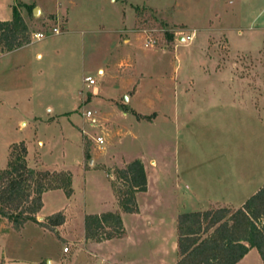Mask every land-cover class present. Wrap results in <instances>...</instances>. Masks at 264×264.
<instances>
[{
  "label": "rangeland",
  "instance_id": "obj_1",
  "mask_svg": "<svg viewBox=\"0 0 264 264\" xmlns=\"http://www.w3.org/2000/svg\"><path fill=\"white\" fill-rule=\"evenodd\" d=\"M15 6L31 41L0 51V172L23 140L29 165L70 170L72 193H43L37 219L63 211L58 232L0 216V261L137 263L151 241L84 236L87 213L120 210L116 168L136 157L150 190L137 196L142 215H122L125 226L167 236L172 261L179 213L226 206L216 200L238 207L264 184V0H0V19ZM148 36L157 43L146 46Z\"/></svg>",
  "mask_w": 264,
  "mask_h": 264
},
{
  "label": "trees",
  "instance_id": "obj_2",
  "mask_svg": "<svg viewBox=\"0 0 264 264\" xmlns=\"http://www.w3.org/2000/svg\"><path fill=\"white\" fill-rule=\"evenodd\" d=\"M30 7L33 9L34 5ZM165 33L167 40L174 38V31L167 29ZM30 41L29 25L15 6L11 19L0 20V51H11ZM89 141L85 156L90 155ZM27 155L25 141L11 144L8 166L0 172V216L16 229L28 221H37L58 232V227L66 222L63 211L54 212L45 220L37 217L44 206L45 191L63 188L72 193V174L70 170L33 167ZM115 175L117 182L113 181V187L120 210L87 213V240L100 242L124 236L122 212L140 211L137 194L149 186L143 159L136 157L117 167ZM177 232L178 259L174 264H236L252 247H257L264 261V184L237 208L219 206L179 213Z\"/></svg>",
  "mask_w": 264,
  "mask_h": 264
},
{
  "label": "crops",
  "instance_id": "obj_3",
  "mask_svg": "<svg viewBox=\"0 0 264 264\" xmlns=\"http://www.w3.org/2000/svg\"><path fill=\"white\" fill-rule=\"evenodd\" d=\"M24 3L27 4V2H24ZM32 11H33V9H32ZM42 14H43V9L41 8V15ZM12 15H13V13H12ZM23 16H24V14H23ZM24 18H25V16H24ZM0 20H9V19H0ZM25 20L27 21L26 18H25ZM28 44H26L24 46H27ZM24 46H21V47H24ZM21 47H19V48H21ZM16 49H18V48H16ZM4 52H7V51H4ZM101 72H103V70H101ZM147 172H148V170H147ZM259 188H260V186L253 193H255ZM149 190H150V184L148 186V190L147 191H149ZM137 196H138V194H137ZM227 200L230 201V197H228ZM245 200L241 201V205L245 202ZM215 202H216L215 204H222V205H226V206H229V207H234V206L227 205V203L225 201L221 202L220 200H216ZM234 208H237V207H234ZM40 212H42V210ZM101 212H97V213H101ZM142 213H143V210H142V207L140 206V211L139 212L130 213V214L139 216V215H142ZM125 214H126L125 212H122V215H125ZM147 223H150V221L147 222ZM152 224H153V222H152ZM63 225L64 224L59 226L58 230L61 229V227ZM176 225H177V218H176ZM133 231H135V232H133ZM133 231H131V229L126 227V234L124 236H122V237H117V238L126 239V240H128L130 242H135L136 244H140V243H142L144 241H147V242L151 241L154 244L153 245L154 248H152L151 251L149 253H147V255L145 254L143 258L139 259V261L137 263H133V264H174L177 261L178 257H177V259H175V261L167 259L166 255L164 254L165 251H166L165 250L166 249L165 241H167V236H162L161 238H159V233L155 231L154 227L151 228V226L148 225V224H146V225H138L137 227H134ZM134 233H136V234H134ZM84 236H85V234H84ZM62 237L64 239L68 240L65 236L62 235ZM177 238H178V235H177ZM177 238H176V240L174 242L172 241L173 242L172 245L174 247H176V248H177ZM114 239H116V238L109 239V240H104V241H100V242L91 241V240H86V241L89 242V243L102 244L104 242H108V241L110 242V241H112ZM236 264H264V261H263V259L261 257V254H260L259 250L257 249V247H252L249 250V252L239 262H237Z\"/></svg>",
  "mask_w": 264,
  "mask_h": 264
},
{
  "label": "built area",
  "instance_id": "obj_4",
  "mask_svg": "<svg viewBox=\"0 0 264 264\" xmlns=\"http://www.w3.org/2000/svg\"><path fill=\"white\" fill-rule=\"evenodd\" d=\"M52 31H53V33H58L60 30H59V27L58 26H54L53 29H52ZM44 36H45V33L42 32V31L33 32V34H32V37H36V38H39V39L42 38V37H44ZM193 38H194V34L193 33L192 34L189 33V34H186V35H180L178 37V39L180 41H188V42L191 41ZM155 43H157V40L154 39L151 36H148L145 45L148 46V45L155 44ZM85 80L89 81V83H91V84H95L96 83V79L93 78V77H91V76L85 77ZM91 113L92 112L90 110L87 111V114L88 115H90ZM97 140L100 143H102L104 141V139H103L102 136H98L97 137ZM64 249H65V251H67L68 250V247L66 246ZM101 264H103V263H101Z\"/></svg>",
  "mask_w": 264,
  "mask_h": 264
},
{
  "label": "water",
  "instance_id": "obj_5",
  "mask_svg": "<svg viewBox=\"0 0 264 264\" xmlns=\"http://www.w3.org/2000/svg\"><path fill=\"white\" fill-rule=\"evenodd\" d=\"M33 13L35 16H38L39 14H41V8L39 6H35L33 8Z\"/></svg>",
  "mask_w": 264,
  "mask_h": 264
}]
</instances>
